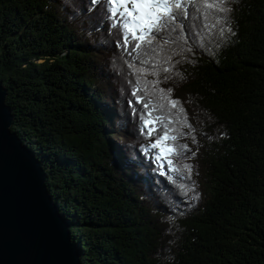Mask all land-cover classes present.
<instances>
[{"label":"trees","instance_id":"trees-1","mask_svg":"<svg viewBox=\"0 0 264 264\" xmlns=\"http://www.w3.org/2000/svg\"><path fill=\"white\" fill-rule=\"evenodd\" d=\"M213 2L134 49L105 0H0L11 128L82 264H264V0ZM148 112L187 147L157 160Z\"/></svg>","mask_w":264,"mask_h":264},{"label":"water","instance_id":"water-1","mask_svg":"<svg viewBox=\"0 0 264 264\" xmlns=\"http://www.w3.org/2000/svg\"><path fill=\"white\" fill-rule=\"evenodd\" d=\"M0 80V264H82L36 153L12 130Z\"/></svg>","mask_w":264,"mask_h":264},{"label":"snow or ice","instance_id":"snow-or-ice-1","mask_svg":"<svg viewBox=\"0 0 264 264\" xmlns=\"http://www.w3.org/2000/svg\"><path fill=\"white\" fill-rule=\"evenodd\" d=\"M192 2V0H105L106 11L108 13V18L115 21L111 27L115 28L117 24L123 32V44L128 45L133 40L138 41L134 45V49H141V43L145 45H152L155 39V34H159L165 31H174L176 27H179L175 22L178 17H184L187 15V4ZM223 0H217L213 3H205L204 6L207 9L216 8L218 11L224 12L227 9L221 6ZM208 31H211L212 27L215 25H206ZM230 31V29H229ZM169 71V69H164ZM136 71H144V69H136ZM163 91V90H161ZM169 93L171 90H168ZM171 104L176 107L179 102L172 100ZM148 104H144V108H148ZM183 111V109H180ZM151 117V112L142 116V127L141 130L145 131L146 135H152L154 128H149L150 123L154 124L159 120L164 129L162 136L158 137L156 142L151 144V148H160L161 153L157 155V160L162 158L164 152V147L162 141L166 140H176V136H169L168 126L163 124V117ZM190 127V125H189ZM187 145H177L175 147H170V151L174 154L177 148H186ZM171 164V161H169ZM187 171L191 172V165H184ZM178 171V169H173Z\"/></svg>","mask_w":264,"mask_h":264},{"label":"rangeland","instance_id":"rangeland-1","mask_svg":"<svg viewBox=\"0 0 264 264\" xmlns=\"http://www.w3.org/2000/svg\"><path fill=\"white\" fill-rule=\"evenodd\" d=\"M167 154H169V149L168 148H164L163 155H167Z\"/></svg>","mask_w":264,"mask_h":264}]
</instances>
